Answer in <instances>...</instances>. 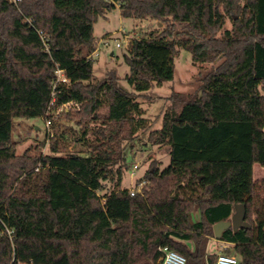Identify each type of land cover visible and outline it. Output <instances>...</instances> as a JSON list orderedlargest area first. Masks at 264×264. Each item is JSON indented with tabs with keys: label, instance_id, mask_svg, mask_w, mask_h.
I'll list each match as a JSON object with an SVG mask.
<instances>
[{
	"label": "trees",
	"instance_id": "16d2710c",
	"mask_svg": "<svg viewBox=\"0 0 264 264\" xmlns=\"http://www.w3.org/2000/svg\"><path fill=\"white\" fill-rule=\"evenodd\" d=\"M117 4L170 28L123 52L132 91L116 70L97 79L91 57L95 23ZM179 48L195 64L220 62L197 93L167 97L162 127L148 139L168 146L170 164L153 163L132 195L123 186L127 154L151 126L139 97L175 78ZM58 68L68 81L56 83ZM263 90L264 0H0V264H161L163 246L186 264H214V226L239 205L244 224L217 238L230 244L222 252L264 264V179L254 172L264 166ZM53 93L55 107L80 104L59 117L73 122L64 136L87 151L67 150L54 134L50 153L18 154L14 119L45 118Z\"/></svg>",
	"mask_w": 264,
	"mask_h": 264
},
{
	"label": "rangeland",
	"instance_id": "374dc122",
	"mask_svg": "<svg viewBox=\"0 0 264 264\" xmlns=\"http://www.w3.org/2000/svg\"><path fill=\"white\" fill-rule=\"evenodd\" d=\"M236 19L238 15L235 14ZM233 20L228 17L224 29H231ZM177 29L181 30L182 26L177 25ZM170 30L167 21H158L153 18H135L134 15L121 9L120 5L106 15L100 16L95 23L94 34L97 38L98 55H94V74L97 79H102L108 71L116 70L122 77L120 85L128 91H132L133 87L125 80V76L130 71V67L124 62L122 54L127 49L131 40L134 38H150L159 37L168 33ZM223 31L218 33L222 36ZM108 39V44H102L99 41ZM120 46H117V43ZM220 61L213 63H193L192 55L189 51L179 48L176 55V71L175 78L172 81L164 82L162 85H156L150 90L144 92L143 96L139 97L141 106L144 109V115L148 117L151 126L147 130L139 134V138L135 143V147L131 153L128 151L127 163L130 168L123 176V186L128 189H133L139 178L150 169L155 163L160 169L167 167L170 164L171 156L168 153L167 145H155L149 141L148 136L154 130H159L162 127V113L164 109L170 105L167 99L173 91L182 92L185 94H194L199 91L201 78L217 66ZM264 92V90H263ZM59 117V116H58ZM54 119L55 126H46L44 117L37 118H15L13 139L17 144V153L21 154L27 149H31L32 153L39 152L42 154L50 153V141L54 134L64 136L66 126L68 130L73 124L69 119L62 114L61 117ZM53 122V123H54ZM52 131V134L49 133ZM64 140L67 150L75 149L76 151L86 152L87 146L82 143H75V138L71 134H65ZM80 135V134H79ZM88 137H93L91 133ZM138 164V168L134 165ZM255 178L257 181L264 179V169L259 165L255 166ZM37 171V169L35 170ZM42 175L47 174V169L39 170ZM21 177H19L20 179ZM17 183H14L16 187ZM194 217L197 219V215ZM230 245L222 243L217 238L212 237L209 240L207 251L220 252L223 246Z\"/></svg>",
	"mask_w": 264,
	"mask_h": 264
},
{
	"label": "built area",
	"instance_id": "2783aa9c",
	"mask_svg": "<svg viewBox=\"0 0 264 264\" xmlns=\"http://www.w3.org/2000/svg\"><path fill=\"white\" fill-rule=\"evenodd\" d=\"M13 1L17 3L19 0H13ZM39 33L41 35L43 43L46 45L47 50H49L48 35L43 30H40ZM107 40L108 39H103L99 42L102 44H108ZM117 46H120L119 42L117 43ZM94 55H98V47L96 51L91 55V57L93 58ZM55 75L57 76L56 83L60 81H68V78L64 75L63 70L60 68L56 69ZM56 99H57L56 94L53 93V97L50 101L49 109L45 117L46 126L49 128L53 124L54 119L58 117L60 113L64 111L65 109H68L69 107H73L77 109L80 108V104L76 101H69V102L60 104L59 106L55 107ZM49 133L52 134V131L49 130ZM138 166H139L138 164H135L134 168H138ZM37 170H41V168L38 167ZM146 184H147V181H142L138 183L135 186V188L131 189V194L135 195L136 193H142L144 186ZM7 230H8V233L12 235L13 231L11 229H7ZM225 247L226 246L224 245L222 248H225ZM161 252H162V255L160 258L161 264H186L187 263V259L183 254L171 249L168 246L161 247ZM214 264H238V258L237 256L233 254H227V253L222 252V249H221L220 252L218 253V256Z\"/></svg>",
	"mask_w": 264,
	"mask_h": 264
},
{
	"label": "water",
	"instance_id": "95a60500",
	"mask_svg": "<svg viewBox=\"0 0 264 264\" xmlns=\"http://www.w3.org/2000/svg\"><path fill=\"white\" fill-rule=\"evenodd\" d=\"M243 224H244V206L239 205L237 206L236 212L233 214L231 221H220L217 224H215L214 229H215L216 238H220L222 232L230 225H232L233 228L236 230Z\"/></svg>",
	"mask_w": 264,
	"mask_h": 264
},
{
	"label": "crops",
	"instance_id": "0c3cea01",
	"mask_svg": "<svg viewBox=\"0 0 264 264\" xmlns=\"http://www.w3.org/2000/svg\"><path fill=\"white\" fill-rule=\"evenodd\" d=\"M257 165H259V164H255V165H254V168H255V166H257ZM259 166H260L261 169H264V166H262V165H259ZM254 172H255V170H254ZM255 181H257L256 178H255Z\"/></svg>",
	"mask_w": 264,
	"mask_h": 264
}]
</instances>
